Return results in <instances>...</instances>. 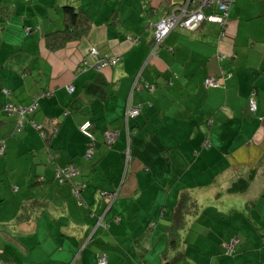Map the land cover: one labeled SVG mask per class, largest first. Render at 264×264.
Segmentation results:
<instances>
[{
    "label": "crops",
    "instance_id": "obj_1",
    "mask_svg": "<svg viewBox=\"0 0 264 264\" xmlns=\"http://www.w3.org/2000/svg\"><path fill=\"white\" fill-rule=\"evenodd\" d=\"M183 2L0 0V140L6 144L0 188L29 185L12 206L0 194L4 264H97L103 254L108 264H264V10L254 14L257 26L240 34L239 25L254 18L238 16L233 3L222 38L221 26L208 21L195 31L176 27L150 57L154 40L146 24ZM66 4L89 12L91 31L52 50L46 36L64 30ZM91 45L101 56L122 57L104 69L81 65ZM219 52L228 57L220 60ZM222 70L219 87L204 83ZM139 73L155 88L133 91L141 113L128 131L126 109ZM8 102L38 106L17 121ZM86 120L95 136L90 160L84 156L90 140L80 130ZM113 131L118 137L109 146ZM69 165L78 173L60 183L57 167ZM76 184L83 185L81 198ZM119 188L108 209L102 192ZM189 191H198L197 199L189 196L201 209L171 229L164 211ZM171 234L182 247L178 240L170 247ZM235 237L240 243L229 255ZM180 252L184 257L175 259Z\"/></svg>",
    "mask_w": 264,
    "mask_h": 264
},
{
    "label": "built area",
    "instance_id": "obj_2",
    "mask_svg": "<svg viewBox=\"0 0 264 264\" xmlns=\"http://www.w3.org/2000/svg\"><path fill=\"white\" fill-rule=\"evenodd\" d=\"M235 0H184L182 7H172L171 11L165 15L159 22L153 23L149 22L147 24V28L151 29L153 32V46L151 49L150 57L158 55L160 49L165 43L166 37L178 26H182L185 28H188L190 30H196L201 23L208 21L212 23H221L222 25H227L228 23V14L230 7ZM133 44L137 43L139 39L134 36H128L127 37ZM89 57L84 58L82 62H84L85 65H92L96 68L104 69L106 67H111L112 65H115L122 57L120 54H113V55H106L101 56L100 51L97 46L91 45L88 50ZM228 56L226 53H221L220 58H224ZM147 60L146 64L150 62ZM224 76L222 77H216V76H210L205 79V83L209 86H220L222 81L225 79V73H223ZM231 75L228 74V76ZM148 89L149 91H153L155 86L144 83L141 74L139 73L133 83V90L130 94V97L128 99L127 109H126V121H127V130L129 131L128 122L131 118L136 117L140 113V107L139 105L135 104L133 91H138L142 89ZM69 92H73L75 90V87L72 85L68 86ZM48 95L51 94L47 93ZM255 94L252 93L249 97V104L251 107V110L255 111L257 110V102L255 99ZM36 104H33L29 107H22L17 106L12 103L7 104V110L11 112L14 115H17L18 119L21 120L25 116L26 113H29L33 111L36 108ZM81 132L90 139V145L88 146L85 157L87 159L91 158L94 154V146L92 141H94V134L91 131V122L89 120H86L81 126H80ZM118 132H108L106 135V139L109 143H114L117 140ZM6 151V144L4 141L0 143V155H3ZM77 169L73 165H69L67 167H57V178L60 181V183H65L67 181H72L73 178L77 175ZM83 189V185L76 184L75 186V195L77 197L81 198V190ZM121 188H119L115 193H104L107 197H109V201L115 200V198L118 196L119 191ZM105 196V197H106ZM111 202V203H112ZM110 203V204H111ZM103 217L100 218V220ZM99 220L98 224L101 225V221ZM237 238H235L233 241L230 242L229 248L235 249ZM3 263V262H1ZM4 264V263H3ZM99 264H108V256L106 254H103L99 258Z\"/></svg>",
    "mask_w": 264,
    "mask_h": 264
},
{
    "label": "trees",
    "instance_id": "obj_3",
    "mask_svg": "<svg viewBox=\"0 0 264 264\" xmlns=\"http://www.w3.org/2000/svg\"><path fill=\"white\" fill-rule=\"evenodd\" d=\"M26 1H31V0H26ZM234 2V1H233ZM62 12H63V16H64V21H65V28H64V30H58V31H55V32H52V33H50L48 36H46V39L47 40H49L50 41V43L48 44V46L52 49V50H58V49H61V48H65L70 42H73V41H78V40H80V39H83V38H85L86 36H88L89 35V33H90V31H91V27H92V17H91V15L89 14V12L88 11H86V10H83V9H81V8H78V7H76L75 5H72V4H66V5H64L63 7H62ZM149 23V22H148ZM147 23V24H148ZM154 23V22H153ZM209 23H212V22H209ZM147 24H146V28H147ZM202 24V23H201ZM215 24H218V25H220L221 26V38L225 35V27H226V25H222L221 23H215ZM201 26V25H200ZM199 26V27H200ZM178 27H182V26H178ZM198 27V28H199ZM183 28H185V27H183ZM197 28V29H198ZM186 29H188V28H186ZM196 29V30H197ZM188 30H190V29H188ZM32 31V28L31 27H27V28H25V30H24V32L26 33V34H28L29 32H31ZM191 31H195V30H191ZM221 53H224V52H219V54H218V57H219V59L220 60H224V59H226L228 56H226V57H224V58H220V54ZM101 55V54H100ZM81 65H84V66H90V67H93L92 65H85L84 64V62H82V63H80ZM223 73H226V71L225 70H222L221 72H220V74L219 75H213V76H216V77H222V76H224V74ZM208 78V77H207ZM204 83H205V80H204ZM206 84V83H205ZM207 85V84H206ZM207 86H209V85H207ZM214 87V86H213ZM216 87H219V86H216ZM144 89H146V88H144ZM148 90V89H147ZM138 91H141V90H138ZM47 93H49L48 91L47 92H43V93H41V94H47ZM48 95V94H47ZM38 96V95H37ZM256 96V95H255ZM133 97H134V94H133ZM250 97V96H249ZM248 101H249V99H248ZM8 103H11V102H8ZM7 103V104H8ZM7 104L5 105V109H6V111L8 112V114H10V115H12V116H14L16 119H17V121L19 120L18 119V117H17V115H14V114H12L11 112H9L8 110H7ZM12 104H14V103H12ZM33 104H36L37 106H38V104L36 103V102H34ZM32 104V105H33ZM16 105V104H15ZM250 105V104H249ZM17 106H19V105H17ZM37 106H36V108H37ZM35 108V109H36ZM34 111V110H33ZM32 111V112H33ZM253 111V110H252ZM256 111V110H255ZM255 111H253V112H255ZM140 113H141V107H140ZM140 113L137 115V116H139L140 115ZM26 115V114H25ZM136 116V117H137ZM25 117V116H24ZM23 117V118H24ZM136 117H134V118H136ZM134 118H131L130 120H132V119H134ZM129 120V121H130ZM91 122V121H90ZM91 125H92V122H91ZM84 135V134H83ZM88 138V137H87ZM89 139V138H88ZM90 140V139H89ZM94 140H95V136H94ZM2 141H4L5 142V140L4 139H2V140H0V143L2 142ZM91 142V141H90ZM106 142H107V144L109 145V146H112L114 143H109L108 141H107V139H106ZM92 143H93V146H94V154H95V150H96V148H95V144H94V141H92ZM90 145V144H89ZM87 150V149H86ZM85 153H86V151H85ZM93 154V155H94ZM0 156H2V155H0ZM85 156V155H84ZM86 158V157H85ZM93 158V156L91 157V158H89L88 160H90V159H92ZM87 159V158H86ZM73 180H74V178H73ZM73 180L72 181H67V182H73ZM67 182H65V183H67ZM118 189H116L115 191H103L102 192V197L104 198V199H108L109 197H107L104 193H115L116 191H117ZM119 195V194H118ZM106 196V197H105ZM117 198V197H116ZM115 198V199H116ZM189 198H190V196H189V194H186V193H184V194H182L181 195V197H180V200H179V202H178V204H177V206L172 210V212H171V214H170V218H171V220H172V228L171 229H181L182 227H183V225H185V221H186V215H185V209H186V206L188 205L187 204V202L189 201ZM112 201H109V199H108V209H110L111 208V205H112V203L114 202V200H113V202L111 203ZM111 203V204H110ZM164 214H167V211H164ZM116 220H118V219H116ZM101 225H104L103 224V221H102V223H101ZM155 226V223L154 222H151V223H149V228H152V227H154ZM235 238H237L238 239V241H239V243H240V238L239 237H235ZM169 242H170V247L172 248V247H175V245L177 244V240L175 239V237L171 234V238L169 239ZM230 241H228L227 243H229ZM238 243V244H239ZM237 244V245H238ZM228 249H227V253L229 254V255H233L234 253H235V251H236V248H237V246L235 247V249H230L229 247H227ZM181 253V252H180ZM179 253V254H180ZM181 257H184V253L182 252L180 255H178V256H176L175 257V259L177 258H181ZM1 262H3V263H5L4 261H0V263ZM3 263H1V264H3ZM97 264H99V261L97 262Z\"/></svg>",
    "mask_w": 264,
    "mask_h": 264
},
{
    "label": "rangeland",
    "instance_id": "obj_4",
    "mask_svg": "<svg viewBox=\"0 0 264 264\" xmlns=\"http://www.w3.org/2000/svg\"><path fill=\"white\" fill-rule=\"evenodd\" d=\"M233 3L235 4V8L237 9L236 12H237L238 16H244V18H248V19L254 18V14L255 15L256 14L257 15H260L261 12L264 10V0H235ZM182 4L179 5V6L182 7ZM258 20H259L258 18L257 19L256 18L252 19L253 22H251V24H249V25H245V24L241 23L239 25V27H240L239 28V33L241 34L242 31H245L247 29V27L249 29H252L253 27H256L257 24L255 22H257ZM154 23H157V22H154ZM88 57H89V54H88ZM85 58H87V57H85ZM109 170L111 171L110 168H109ZM17 180H18L17 178H14V182L17 181ZM176 183L179 184V186L177 188H180V189H182V187L184 185H186V181L184 179L177 180ZM18 185H19V190H17L16 192L13 190V187L12 186H9V187L7 186L6 190L5 189L2 190L0 188V194H1V196H5V198H6L5 201L8 203L7 205L10 204L12 206L13 203H14V200H17L16 197L17 198L19 197V199H20V197H22L23 195L29 194L28 188H27L29 185L26 182H23V183L18 182ZM188 194L191 195L193 198L197 199V196H198L199 193H198V191H194V192L189 191ZM191 196L189 198V201L187 202L188 205L186 206V209H185V215H186V217H192L193 215L196 214L197 210H200L201 209V207H199V205L195 201L192 202V197ZM212 208H209V210H211ZM260 209H263L264 210V207H260ZM170 214H171V211H169L165 215V217L163 219H165L166 221H168L169 219H171L170 218ZM207 214H213V212L209 211V212H207ZM100 221L102 223L103 218ZM238 225L240 226L242 224L240 223ZM243 232H247V229L246 228L243 229L242 230V233ZM234 239L235 238H233L232 241ZM177 240H178V244L177 245L179 247H182V239L179 238ZM236 243L238 244L239 241L237 240ZM183 244H184V242H183ZM173 248L174 247H172V249ZM177 252H179V251H177Z\"/></svg>",
    "mask_w": 264,
    "mask_h": 264
}]
</instances>
